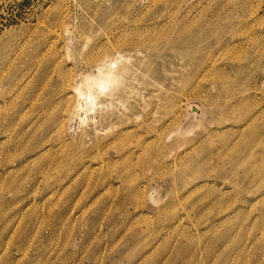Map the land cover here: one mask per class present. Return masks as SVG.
<instances>
[{
    "label": "rangeland",
    "instance_id": "1",
    "mask_svg": "<svg viewBox=\"0 0 264 264\" xmlns=\"http://www.w3.org/2000/svg\"><path fill=\"white\" fill-rule=\"evenodd\" d=\"M0 264H264V0H0Z\"/></svg>",
    "mask_w": 264,
    "mask_h": 264
},
{
    "label": "bare ground",
    "instance_id": "2",
    "mask_svg": "<svg viewBox=\"0 0 264 264\" xmlns=\"http://www.w3.org/2000/svg\"><path fill=\"white\" fill-rule=\"evenodd\" d=\"M112 33V32H111ZM100 41H101V38H100ZM125 41V40H124ZM110 42V41H109ZM126 42V41H125ZM128 42V41H127ZM98 43V42H97ZM121 43V42H120ZM123 44V45H122ZM122 44H120L121 46H127V44L126 43H122ZM116 45V44H115ZM135 45V44H134ZM93 50L91 51V52H89L88 54H87V59H86V61H85V63H84V65L83 66H85L86 67V69H94V68H98L99 69V71H102L105 75H107V77L106 78H110L111 80L113 79V80H116V82H118V80H120L121 78H119V77H117L116 75L115 76H110V74L112 73V71L111 70H109L110 68L109 67H112V68H114L113 66H111V64H112V62L111 61H109L107 58H109L108 56L109 55H111L112 53H113V51L111 52V54H110V49H107V48H105L104 47V44L103 43H99V44H94L93 46ZM133 47V46H132ZM117 48V47H116ZM127 48V47H126ZM134 48H136V50H138L139 48H138V46L137 47H134ZM53 48H51V50H52ZM114 49V48H113ZM119 49H120V46H119ZM123 49V48H122ZM121 49V50H122ZM125 49V48H124ZM69 50V49H68ZM48 51V50H47ZM54 50H52V52H53ZM120 51V50H119ZM129 51V50H128ZM49 53L50 54H52L50 51H49ZM55 53V51L53 52V54ZM115 53H117V51L115 52ZM119 53H121V52H119ZM59 55V54H58ZM57 54L55 55V56H58ZM120 55V54H119ZM51 56V55H50ZM54 56V55H53ZM54 56V57H55ZM52 57V56H51ZM111 57V56H110ZM115 57H116V54H115ZM114 57V58H115ZM119 57V56H118ZM121 57V56H120ZM53 58V57H52ZM117 58V57H116ZM57 60V59H56ZM55 60V61H56ZM111 60H113V59H111ZM53 62V61H52ZM52 62H51V64H52ZM36 63V62H35ZM56 63V62H55ZM61 63V62H60ZM114 64H116V63H114ZM49 65V64H48ZM60 65V64H59ZM36 66V65H35ZM52 66V65H51ZM50 66V67H51ZM54 66L56 67V65L54 64ZM53 66V67H54ZM47 68H49V66H46ZM45 67V69H44V74L45 75H47L48 76V74H46L47 72H48V70H47V68ZM52 67V68H53ZM54 67V68H55ZM32 68V67H31ZM50 69V68H49ZM116 69V68H115ZM37 70V69H36ZM54 69H52V71H53ZM49 71H51V70H49ZM97 71V70H96ZM101 72V73H102ZM95 73V72H94ZM44 75V76H45ZM50 75V74H49ZM121 75V74H120ZM43 76V77H44ZM102 76V75H101ZM47 78H50V79H53V76L52 75H50V76H48ZM118 79V80H117ZM44 80V79H43ZM75 80V79H74ZM123 80V79H122ZM96 81V80H95ZM98 81V80H97ZM78 83V82H77ZM106 83H107V80L106 79H103V78H100L99 79V81H98V83H97V86H98V88H99V92H96L95 90L93 91L91 88L87 91V89H86V91L84 92V91H80L81 92V96H82V98L84 97V96H86V97H88V99H89V101L91 102V105H93L92 107L94 108L95 107V105H96V101H97V95H100L101 96V93L104 91V89L106 88ZM44 84V83H43ZM80 84H81V82H80ZM94 84H96V83H94ZM119 84H120V82H119ZM75 86H77V88L79 89V87H80V85H79V83L77 84V85H75ZM94 86V85H93ZM76 88V87H75ZM74 88V89H75ZM65 90V89H64ZM105 93V92H104ZM85 97V98H86ZM81 98V97H80ZM121 101V100H120ZM120 101H118V102H120ZM125 101V100H124ZM121 104V103H120ZM78 105H80V103L78 104ZM122 105V104H121ZM6 112V111H5ZM77 116H79V114L77 115ZM83 119V118H82ZM66 120V119H65ZM64 120V121H65ZM61 121V120H60ZM63 121V120H62ZM81 121V120H80ZM87 121V120H86ZM58 123V122H57ZM63 123V122H62ZM61 123V124H62ZM60 124V125H61ZM58 125V124H57ZM59 125V126H60ZM61 127V126H60ZM86 132V131H85ZM88 134V133H87ZM90 134H88V136H89ZM118 135V134H117ZM87 136V137H88ZM87 139V138H86ZM97 140V139H96ZM95 140V142H97ZM71 142V141H70ZM89 142V141H88ZM94 142V143H95ZM79 143H80V151H82L83 152V155H84V153H86V152H88L89 151V149H87V146H86V144H87V142H86V140H85V137L84 138H79ZM117 143V142H116ZM43 147V146H42ZM24 149V148H23ZM63 149V148H62ZM40 153H41V151H39ZM38 153V152H37ZM86 154H88V153H86ZM5 155V154H4ZM74 155V154H73ZM46 156V155H45ZM77 156V155H76ZM37 158V157H36ZM78 158V157H77ZM81 158V157H80ZM84 160V159H83ZM84 163V162H83ZM85 164V163H84ZM87 165V164H86ZM88 166V165H87ZM77 167V166H76ZM77 177V176H76ZM137 193H138V191H137ZM228 215V214H227ZM137 224V223H136ZM175 253H177V252H175ZM134 255V254H133ZM202 255V254H201ZM189 259V258H188Z\"/></svg>",
    "mask_w": 264,
    "mask_h": 264
}]
</instances>
